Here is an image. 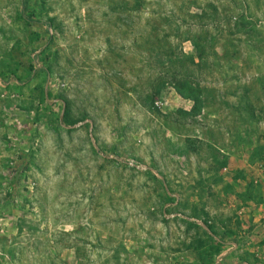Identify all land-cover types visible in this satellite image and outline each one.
<instances>
[{
    "label": "rangeland",
    "instance_id": "rangeland-1",
    "mask_svg": "<svg viewBox=\"0 0 264 264\" xmlns=\"http://www.w3.org/2000/svg\"><path fill=\"white\" fill-rule=\"evenodd\" d=\"M0 264H264V0H0Z\"/></svg>",
    "mask_w": 264,
    "mask_h": 264
},
{
    "label": "trees",
    "instance_id": "trees-1",
    "mask_svg": "<svg viewBox=\"0 0 264 264\" xmlns=\"http://www.w3.org/2000/svg\"><path fill=\"white\" fill-rule=\"evenodd\" d=\"M178 90H180L179 92H180L181 94H183V95L187 94V93H185V91H184L183 89H181V88H178ZM201 97H202V96H201L200 94L194 95L193 99L195 100V104H194V108H195V109H196V108H199V107L202 106L203 101H202V98H201Z\"/></svg>",
    "mask_w": 264,
    "mask_h": 264
}]
</instances>
